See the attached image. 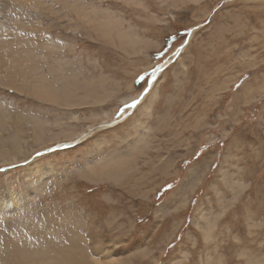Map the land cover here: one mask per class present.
Returning a JSON list of instances; mask_svg holds the SVG:
<instances>
[{
  "label": "rangeland",
  "instance_id": "obj_1",
  "mask_svg": "<svg viewBox=\"0 0 264 264\" xmlns=\"http://www.w3.org/2000/svg\"><path fill=\"white\" fill-rule=\"evenodd\" d=\"M67 2L0 0V34L17 19L51 46L52 88L0 84V202L17 205H0L4 243L32 260L78 248L94 264H264V0ZM74 8L109 13L126 39ZM10 252L0 264H19Z\"/></svg>",
  "mask_w": 264,
  "mask_h": 264
},
{
  "label": "bare ground",
  "instance_id": "obj_2",
  "mask_svg": "<svg viewBox=\"0 0 264 264\" xmlns=\"http://www.w3.org/2000/svg\"><path fill=\"white\" fill-rule=\"evenodd\" d=\"M9 1L15 6L18 12L23 8L24 4H29L28 7L29 9L35 8L37 6H41L40 0H26V1L9 0ZM44 2L41 3L45 4ZM49 2H52V0L51 1L49 0ZM51 6H47V7L43 6L49 14H51L53 11V8ZM65 6L67 8H71V5L69 2H67V0H65ZM74 10L76 11L77 18L82 22V24L87 25L89 28H91L93 32L99 34L100 37H102L104 40L111 41L114 38V36L118 38L121 42H124V40L126 39L128 32L123 30L119 26L117 27L118 21L116 22V20H114L109 13L103 12L101 18H99L97 17L95 12L88 14L76 8H74ZM10 23L12 24V27L14 29L11 32L12 36L11 37L7 36L8 38H6L5 36L7 35L6 33H4L3 35L0 34V84L6 82L8 87L19 92H22L24 88H27L36 94L49 96L52 88L50 85L47 84L46 80L42 77L39 69V62L44 61L45 63H48V60L50 59L49 57L51 56V46H48L44 43L35 45V39L31 38V36L34 34V32H31L32 29L34 30V27L32 25L27 27L29 30L27 32L30 33V36H28L29 38H26V37L18 36L20 35V32L24 31V29L26 28V24L22 23L21 20H17V19L10 21ZM40 57H42L43 59L40 60L39 59ZM150 88H151V90L149 91L150 95L148 94L150 98L149 103L152 102L155 96V94L153 93L154 85H150ZM145 109L146 106L143 107L142 110L140 111L144 112ZM5 114L6 113H3L2 116L6 117ZM19 120L20 122L22 121L21 119ZM31 122L33 123L35 133L37 135L38 127H40L41 122L34 119H31ZM14 137L15 140L17 141L18 136H14ZM7 159L8 156L6 155V153L0 151V161H6ZM106 165L108 167L107 166L105 167L109 168V170L113 169L114 164L108 163ZM89 175L91 176V172H89ZM4 203H8L7 205L12 206L8 209L3 210L5 214L9 215L11 211L13 210L17 211L16 210L17 205H14L10 202H0V205H3ZM6 219L7 218L5 216L0 214V222L4 223ZM15 237L22 238L19 230H16ZM70 242H71L70 244L74 245L77 243V240H75L74 243H72L71 240ZM24 245H26V243ZM22 247H19L15 244L10 249L9 245L7 243H4V237L3 234H1V228H0L1 258L4 257L5 251L11 250L12 252H10V257L19 264H94L87 259L88 258L87 256L83 254V250L78 248L77 249L63 248L62 250L57 252L56 258L50 257L49 254L51 253L52 250H48L46 253L36 252L35 253L36 259L32 260L30 257L31 253L29 251H26Z\"/></svg>",
  "mask_w": 264,
  "mask_h": 264
},
{
  "label": "snow or ice",
  "instance_id": "obj_3",
  "mask_svg": "<svg viewBox=\"0 0 264 264\" xmlns=\"http://www.w3.org/2000/svg\"><path fill=\"white\" fill-rule=\"evenodd\" d=\"M134 106V105H133Z\"/></svg>",
  "mask_w": 264,
  "mask_h": 264
}]
</instances>
